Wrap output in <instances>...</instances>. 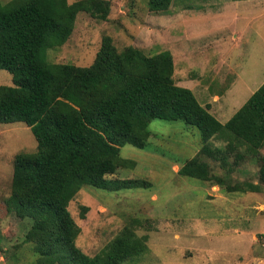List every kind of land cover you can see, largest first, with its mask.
<instances>
[{"label": "rangeland", "instance_id": "374dc122", "mask_svg": "<svg viewBox=\"0 0 264 264\" xmlns=\"http://www.w3.org/2000/svg\"><path fill=\"white\" fill-rule=\"evenodd\" d=\"M108 1L104 20L77 12L71 33L63 44L46 50V60L87 66L104 35L118 51L127 45L147 54L169 50L174 83L190 89L221 123L264 80V9L250 5L256 0H170L165 13L149 12L146 0ZM1 84H11L3 69ZM147 130L143 148H119L132 167L105 175L145 186L118 191L84 186L67 203L79 228L75 245L92 255L126 226L144 237L145 249L118 264H264V185L260 192L224 189L225 184L259 183L256 160L244 157L233 164L229 155L232 170L226 171L202 157L221 185L183 176L178 169L202 144L196 128L154 118ZM208 144L223 146L214 138ZM35 145L22 122L0 123V264H30L36 258L24 241L30 219L7 211L4 203L13 155L33 151ZM258 154L264 155V145Z\"/></svg>", "mask_w": 264, "mask_h": 264}, {"label": "trees", "instance_id": "16d2710c", "mask_svg": "<svg viewBox=\"0 0 264 264\" xmlns=\"http://www.w3.org/2000/svg\"><path fill=\"white\" fill-rule=\"evenodd\" d=\"M169 2L145 5L149 12L165 13ZM108 9V0L0 2V69L11 80L0 85V123L22 122L36 142L33 151L13 155L4 200L7 211L31 221L24 240L36 253L30 264H118L144 251V237L125 226L97 252L85 254L74 243L79 228L67 203L84 186L105 191L145 186L105 175L132 167L119 148H143L151 119L181 120L199 133L200 149L178 174L221 185L204 158L231 171V163L247 157L256 160L259 183L225 184V191L260 192L264 185V155L258 154L264 145V80L221 123L190 89L174 83L169 50L147 54L127 45L118 51L104 35L87 66L46 60V50L71 33L77 12L104 20ZM212 138L222 141V148L211 147Z\"/></svg>", "mask_w": 264, "mask_h": 264}, {"label": "crops", "instance_id": "0c3cea01", "mask_svg": "<svg viewBox=\"0 0 264 264\" xmlns=\"http://www.w3.org/2000/svg\"><path fill=\"white\" fill-rule=\"evenodd\" d=\"M233 2H230V3H236V2H238V0H232ZM241 2H243L242 0H241ZM250 5H260L261 6V8H263L264 9V0H256V1H254V4H250Z\"/></svg>", "mask_w": 264, "mask_h": 264}]
</instances>
